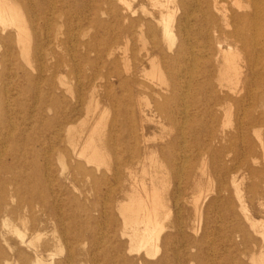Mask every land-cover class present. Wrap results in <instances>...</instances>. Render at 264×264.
I'll use <instances>...</instances> for the list:
<instances>
[{
    "label": "rangeland",
    "instance_id": "rangeland-1",
    "mask_svg": "<svg viewBox=\"0 0 264 264\" xmlns=\"http://www.w3.org/2000/svg\"><path fill=\"white\" fill-rule=\"evenodd\" d=\"M239 1L219 0L230 27L213 8V23L192 16L196 0L170 3L172 44L155 0H7L27 39L0 25L10 35L0 40V264L264 258L251 222L264 221V35L244 42L255 0ZM230 47L243 83L220 52ZM152 57L167 84L151 78ZM145 169L167 207L151 254L132 242L125 210L143 182L151 189Z\"/></svg>",
    "mask_w": 264,
    "mask_h": 264
},
{
    "label": "bare ground",
    "instance_id": "bare-ground-1",
    "mask_svg": "<svg viewBox=\"0 0 264 264\" xmlns=\"http://www.w3.org/2000/svg\"><path fill=\"white\" fill-rule=\"evenodd\" d=\"M162 8L160 10V19L158 18V22L162 25V36L163 38L169 42V43H174V30H173V26H172V21L175 18V13L173 14L171 10L172 7H170V3H174L175 7H179V8H187L189 6V3L187 2V0H166L163 4L161 3L160 0H155ZM198 3V6L196 8V10H193L191 13V15L193 16L195 13H201L203 16V20L204 22H212L214 21V17L213 14L211 13V9L213 8L214 11L218 12L219 14H221L222 19L224 21V24L226 25V27H230L231 23L228 21V17H227V12H226V8L224 5H226L227 3H221L219 4V0H211L210 3L208 4L209 7V14H207V10H204L202 5H201V0H196ZM225 1V0H224ZM239 1V0H237ZM241 3V0L239 1ZM238 2V3H239ZM172 3V4H173ZM236 3V2H234ZM233 3V4H234ZM239 3V6L241 5ZM253 4V17H254V23L252 24H247L244 25L243 28H245L246 32L243 33L244 34V39H245V43L249 44L250 41L247 38L249 35H255V36H259V35H264V0H255L254 2H252ZM155 5V4H154ZM235 5V4H234ZM228 8V7H227ZM239 8V7H238ZM127 9H129L127 7ZM173 9V8H172ZM176 9V8H175ZM53 10V9H52ZM228 10V9H227ZM179 11V10H178ZM190 15V16H191ZM191 16V17H192ZM183 20L180 19V21ZM194 20V19H193ZM23 15L21 14L20 8L18 6H15L14 4H9L7 2V0H0V25H2V30L3 32L7 29L8 26H16L17 27V31H18V36L22 37V35H24L23 37L25 39H27V29L24 26L23 23ZM190 22V21H189ZM186 23V22H185ZM191 24V23H190ZM190 26V25H189ZM143 28V27H142ZM184 28V27H183ZM253 28V31L251 32V34H248V31H251L250 29ZM177 29V28H176ZM186 29V28H185ZM190 29V28H189ZM242 29V28H241ZM48 30V29H47ZM181 30V29H180ZM203 29H200V31ZM188 31V30H187ZM204 31V30H203ZM201 31V32H203ZM214 32H218V28L214 27L213 28ZM185 34H188L185 33ZM208 34V32H207ZM225 34V33H223ZM232 36L234 37H238L239 33L238 31H235L233 33H231ZM23 37L21 38V40L23 39ZM188 37V36H187ZM10 39V35L4 39L0 38L1 41H6ZM189 39V38H188ZM73 42V41H72ZM257 42V41H256ZM219 43V42H218ZM144 43H142L143 45ZM146 45V43H145ZM221 47V46H219ZM146 48V47H145ZM192 49V48H191ZM231 47L229 48V50H222L220 48V52L224 58V61L226 62V64L228 65V67H230L231 69L235 70V74L236 76V80L237 83L242 82L245 78L241 77V71L243 70H237L236 66L234 67V60L237 59L235 56V59L233 56H231ZM192 51V50H191ZM42 52V51H41ZM195 52V51H194ZM185 53V50L180 48L177 51V54L175 55L176 57L173 59V63L175 65H179L180 63H184V59L182 60V54ZM193 53V52H192ZM235 54V53H233ZM194 55V54H192ZM204 56V55H203ZM238 56V55H237ZM191 59V58H190ZM257 59V58H256ZM195 60V59H194ZM193 61V60H192ZM196 61V60H195ZM193 61V62H195ZM257 62V61H256ZM150 63L152 66V70L149 73L152 79H157L161 84H167L165 82V75L162 71L161 66L159 65V63L157 62V59L155 57L150 58ZM196 63V62H195ZM194 64V63H193ZM186 65V64H185ZM239 65V64H238ZM194 66V65H193ZM192 66V68H193ZM189 67V66H188ZM226 67V68H228ZM184 68V67H182ZM230 69V70H231ZM241 69V68H240ZM254 69V68H253ZM190 70V69H189ZM229 70V68H228ZM191 71H193L191 69ZM190 71V72H191ZM183 72V71H181ZM194 72V71H193ZM244 72V71H243ZM192 74V72H191ZM190 74V75H191ZM191 77V76H190ZM192 80L194 78H191ZM190 80V79H189ZM188 80V81H189ZM188 84V83H186ZM8 85V84H7ZM189 85V84H188ZM140 88V87H139ZM184 87H182L183 89ZM191 88V87H189ZM166 93V92H165ZM186 94V93H185ZM187 99V98H186ZM190 99V98H189ZM145 100V99H144ZM184 100V99H183ZM188 106V105H187ZM147 108V107H146ZM141 110V109H140ZM185 113V111H184ZM186 115V114H184ZM188 116V115H187ZM185 116V117H187ZM184 117V118H185ZM186 120V119H185ZM2 126H5L6 124H8L6 122V120H1ZM184 128V127H183ZM244 128V127H243ZM183 132V131H182ZM181 132V133H182ZM10 135V134H9ZM182 135V134H181ZM183 137V136H182ZM185 137V136H184ZM91 140V139H90ZM90 140L88 141L90 143ZM184 141V140H183ZM187 141V140H186ZM87 143V144H89ZM93 143V141H92ZM91 144V147L92 146ZM185 143V142H184ZM86 144L85 147H87L88 145ZM94 145V144H93ZM4 147V146H3ZM84 147V148H85ZM90 147V148H91ZM90 148L88 149L90 151ZM5 150V148H3ZM76 150V147H75ZM87 150V149H86ZM87 150V151H88ZM93 154L90 155V157H88L89 159H96L99 160L97 158H101L102 155H100V153L97 152V150H92ZM51 153V152H50ZM84 153V149L81 151V154ZM91 153V152H90ZM88 154V153H87ZM182 155V154H181ZM2 156V155H1ZM180 156V155H179ZM187 157V156H186ZM190 157V156H189ZM188 157V158H189ZM185 158V156H184ZM1 159V158H0ZM182 160V159H181ZM184 160V159H183ZM182 160V161H183ZM101 161V160H100ZM99 161V162H100ZM187 161V160H186ZM97 162V161H96ZM6 169L9 168L8 166L5 167ZM183 169V168H182ZM181 169V170H182ZM146 170V169H145ZM144 174H149L151 176V189H148L145 185V183H142L141 186V191H138V197L134 198L133 200H131L130 203L127 204V206L125 207V210L129 213H131V216L127 218L126 220V224L127 227L130 226L131 231H132V242L134 244H137L138 247L140 248H144L146 250L147 254H151L150 252L154 250H157L158 248V241L160 240L161 237V232L164 230L165 224L162 222V217L166 214V205L163 199V186L157 187L155 185V178H156V174L155 173H150L147 170L144 171ZM181 179V178H180ZM179 185V184H178ZM179 206V205H178ZM180 209V208H179ZM169 217V216H168ZM181 218V217H180ZM250 219V218H248ZM251 220V219H250ZM252 222V226L254 228L257 227H261L263 230L261 231L263 238H264V221L262 222H255V221H251ZM17 230V229H16ZM18 235L21 238V242H24L25 239V234L21 233L18 231ZM263 240V239H262ZM131 242V243H132ZM130 248V247H129ZM61 254V253H60ZM153 254V253H152ZM132 255V254H131ZM155 255V253H154ZM258 264H264V258L261 261H257Z\"/></svg>",
    "mask_w": 264,
    "mask_h": 264
}]
</instances>
